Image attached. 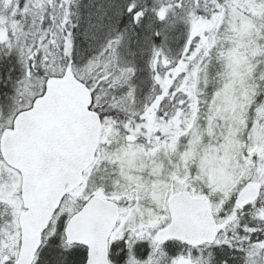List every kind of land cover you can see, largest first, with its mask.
<instances>
[{
	"label": "snow or ice",
	"instance_id": "obj_1",
	"mask_svg": "<svg viewBox=\"0 0 264 264\" xmlns=\"http://www.w3.org/2000/svg\"><path fill=\"white\" fill-rule=\"evenodd\" d=\"M0 264H264V0H0Z\"/></svg>",
	"mask_w": 264,
	"mask_h": 264
}]
</instances>
